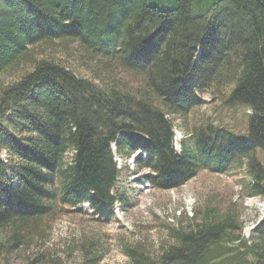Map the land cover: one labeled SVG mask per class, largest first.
<instances>
[{"label": "trees", "instance_id": "1", "mask_svg": "<svg viewBox=\"0 0 264 264\" xmlns=\"http://www.w3.org/2000/svg\"><path fill=\"white\" fill-rule=\"evenodd\" d=\"M2 75L0 264L43 239L57 205L115 216L113 144L119 157L142 152L155 188L242 165L241 195L264 198V0H0ZM221 91L251 111L246 133L197 126L178 153L174 117ZM242 231L239 214L206 207L157 251L126 254L135 264H264V220L249 239Z\"/></svg>", "mask_w": 264, "mask_h": 264}, {"label": "rangeland", "instance_id": "2", "mask_svg": "<svg viewBox=\"0 0 264 264\" xmlns=\"http://www.w3.org/2000/svg\"><path fill=\"white\" fill-rule=\"evenodd\" d=\"M55 46L62 49L60 43ZM74 47L70 43L67 50L71 52ZM71 62L77 65L74 57ZM80 73L89 75L82 70ZM10 79L11 76H0V81ZM223 92L202 93L204 100L200 106L185 117H174L178 153L182 151L183 139L193 141L197 126L216 124L238 136L246 133L251 111L245 106L227 104ZM112 149L121 168L115 191L122 200L115 205V216L98 220L88 204H83L81 209L57 205L43 239H35L27 253L20 251L12 256V264H24L26 256L33 257L38 252L50 264H135L126 254V247L143 246L157 251L163 240L171 238L173 227L185 226L206 207L239 214L242 235L247 239L264 220V198L241 195L242 185L248 182L242 165L226 171L202 167L182 187L163 190L148 182L149 170L138 163L141 151L119 157L116 145ZM6 156L0 152L1 159L5 160ZM92 256L95 259L90 261ZM54 259L56 263L52 262Z\"/></svg>", "mask_w": 264, "mask_h": 264}, {"label": "bare ground", "instance_id": "3", "mask_svg": "<svg viewBox=\"0 0 264 264\" xmlns=\"http://www.w3.org/2000/svg\"><path fill=\"white\" fill-rule=\"evenodd\" d=\"M6 71V70H5ZM8 71V70H7ZM115 147V145H113V148ZM249 232V231H248Z\"/></svg>", "mask_w": 264, "mask_h": 264}, {"label": "water", "instance_id": "4", "mask_svg": "<svg viewBox=\"0 0 264 264\" xmlns=\"http://www.w3.org/2000/svg\"><path fill=\"white\" fill-rule=\"evenodd\" d=\"M248 142H250V141H248Z\"/></svg>", "mask_w": 264, "mask_h": 264}]
</instances>
